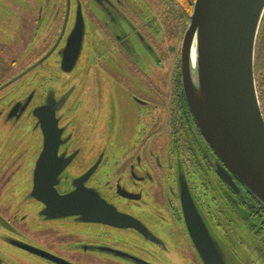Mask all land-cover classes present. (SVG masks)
Returning <instances> with one entry per match:
<instances>
[{"label":"flooded vegetation","instance_id":"obj_1","mask_svg":"<svg viewBox=\"0 0 264 264\" xmlns=\"http://www.w3.org/2000/svg\"><path fill=\"white\" fill-rule=\"evenodd\" d=\"M30 1L0 0L12 33L30 34L43 51L20 68L0 60V264H204L185 190L189 215L224 264H264V207L207 142L182 92L177 5ZM80 14V56L65 71L63 49ZM36 167L43 190L95 191L137 228L43 214L44 200L31 195Z\"/></svg>","mask_w":264,"mask_h":264},{"label":"water","instance_id":"obj_2","mask_svg":"<svg viewBox=\"0 0 264 264\" xmlns=\"http://www.w3.org/2000/svg\"><path fill=\"white\" fill-rule=\"evenodd\" d=\"M263 17L264 0H193L180 44V74L188 109L203 136L264 207V114L254 73ZM83 36L80 14L63 49V70L75 66ZM90 172L78 180H85ZM38 176L36 167L31 195L44 200L43 214L79 215L85 221L137 228V220L118 211L95 191L78 186L60 195L51 184L46 190L37 186ZM185 194L182 205L186 223L204 264H224L203 222L189 215L194 205L188 190Z\"/></svg>","mask_w":264,"mask_h":264},{"label":"rangeland","instance_id":"obj_3","mask_svg":"<svg viewBox=\"0 0 264 264\" xmlns=\"http://www.w3.org/2000/svg\"><path fill=\"white\" fill-rule=\"evenodd\" d=\"M4 1L7 3H10V0H4ZM169 1H171V0H169ZM175 1H177V0H174V2ZM30 2L31 1L28 0V3H30ZM15 19H16V17H15ZM14 22H15L14 19L10 20L9 18H7V16H1L0 15V50H1L0 51V60H5L8 62L12 59H15L18 62V64L21 65V66H19V68H20L22 66L30 64L31 62H34L33 60L36 59L43 51L40 48L35 47V45H30L31 41H32L30 34L21 36V35H17V34L12 33V31L10 30V25L14 26ZM186 24L187 23L185 21H183V24L180 25V27L183 26L182 29L185 30ZM168 29L173 30L174 24L173 23L170 24V28H168ZM180 30H181V28H180ZM179 40H178V42H179ZM32 43H34V41ZM51 59H52V57L49 58L48 60H51ZM86 61H87V55L82 54L79 61H78V64H77V67H80L82 69L80 71V73H82L85 70ZM174 61H175V52L169 58V61H168L170 69L173 66ZM20 62H22V63H20ZM169 66H168V74H169ZM77 76H79V73ZM261 76L259 77V79H261V81H262L261 85H262L263 90H264V70L262 71ZM258 84L260 85V82ZM258 84L256 85L257 87H258ZM109 127H110V124H109ZM240 231H242V230H240ZM240 234L242 237L247 236L244 232H241ZM251 235H252V233H251ZM249 245H250V243L247 244V246H249ZM257 251H255L254 254L252 255L253 258H256L258 256Z\"/></svg>","mask_w":264,"mask_h":264},{"label":"trees","instance_id":"obj_4","mask_svg":"<svg viewBox=\"0 0 264 264\" xmlns=\"http://www.w3.org/2000/svg\"><path fill=\"white\" fill-rule=\"evenodd\" d=\"M172 3L177 5L178 11L181 12V17L183 18L182 20L188 21L189 15L191 13V8L193 5V0H177L175 2L173 0ZM263 70H264V17L262 19V23L257 36L256 47H255V60H254V73L256 78V85L260 82V85L258 84L257 87L258 96H259L262 112L264 114V90L261 85L262 81L261 79H259V77L262 75ZM180 78H181V74H180Z\"/></svg>","mask_w":264,"mask_h":264}]
</instances>
